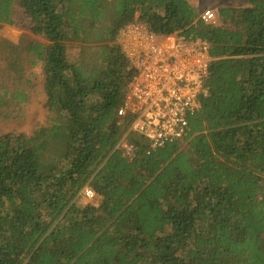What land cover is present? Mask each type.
I'll use <instances>...</instances> for the list:
<instances>
[{
  "label": "trees",
  "instance_id": "obj_1",
  "mask_svg": "<svg viewBox=\"0 0 264 264\" xmlns=\"http://www.w3.org/2000/svg\"><path fill=\"white\" fill-rule=\"evenodd\" d=\"M17 1L46 40L28 52L50 120L0 136V264H264V0L219 8L224 26L191 0H0V24ZM137 21L216 59L187 135L155 149L118 116L136 69L117 38ZM86 187L98 207L76 204Z\"/></svg>",
  "mask_w": 264,
  "mask_h": 264
},
{
  "label": "built area",
  "instance_id": "obj_2",
  "mask_svg": "<svg viewBox=\"0 0 264 264\" xmlns=\"http://www.w3.org/2000/svg\"><path fill=\"white\" fill-rule=\"evenodd\" d=\"M200 19L211 23L215 13L207 10ZM117 43L136 69L118 110L119 117L132 118L128 133L144 137L153 149L182 141L189 131V116L208 93L205 84L216 60L210 45L201 39L185 42L176 35L159 38L138 21L121 29ZM127 137L124 134L117 148L130 155L134 148ZM81 194L90 201L97 196L90 187Z\"/></svg>",
  "mask_w": 264,
  "mask_h": 264
},
{
  "label": "rangeland",
  "instance_id": "obj_3",
  "mask_svg": "<svg viewBox=\"0 0 264 264\" xmlns=\"http://www.w3.org/2000/svg\"><path fill=\"white\" fill-rule=\"evenodd\" d=\"M191 3L198 9L199 15L207 10L214 12L215 19L211 24L216 26L226 25V21L218 16L219 8L248 5L247 0H191ZM13 13L12 25L0 24V136L6 133L31 136L36 129L48 125L50 112L44 92L43 67L29 55L28 49L33 42L46 43V40L31 32L30 20L18 1ZM10 45L16 49L12 54L6 49ZM17 91L25 93L27 101L15 99L12 95ZM81 193L76 198L79 207L88 204L99 206L101 196L97 194L90 201Z\"/></svg>",
  "mask_w": 264,
  "mask_h": 264
}]
</instances>
